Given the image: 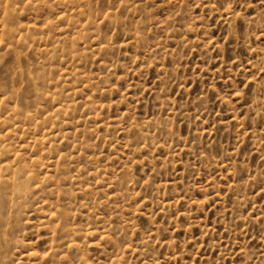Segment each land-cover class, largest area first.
Here are the masks:
<instances>
[{"label": "rangeland", "instance_id": "obj_1", "mask_svg": "<svg viewBox=\"0 0 264 264\" xmlns=\"http://www.w3.org/2000/svg\"><path fill=\"white\" fill-rule=\"evenodd\" d=\"M0 264H264V0H0Z\"/></svg>", "mask_w": 264, "mask_h": 264}]
</instances>
